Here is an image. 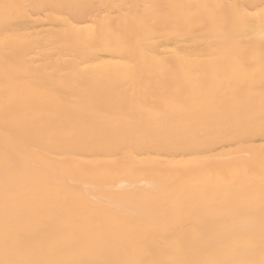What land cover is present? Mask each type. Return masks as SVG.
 Wrapping results in <instances>:
<instances>
[{"label":"bare ground","instance_id":"1","mask_svg":"<svg viewBox=\"0 0 264 264\" xmlns=\"http://www.w3.org/2000/svg\"><path fill=\"white\" fill-rule=\"evenodd\" d=\"M4 3L0 262L260 264L264 0Z\"/></svg>","mask_w":264,"mask_h":264},{"label":"snow or ice","instance_id":"2","mask_svg":"<svg viewBox=\"0 0 264 264\" xmlns=\"http://www.w3.org/2000/svg\"><path fill=\"white\" fill-rule=\"evenodd\" d=\"M17 7L16 5L13 4H8V3H4L2 5H0V12H2L5 20L7 21L9 19V15H10V9H13ZM201 7H204L206 9H209V19L211 22L215 23V12L212 11L214 10L217 6L214 5H202ZM233 9V13L231 18L228 21L224 22V27L225 28H229L231 26H235L238 23H242L245 19V17L247 16V12L246 10L243 8V6L241 5H232L231 6ZM205 27H207V25H205ZM264 131V130H262ZM12 166L14 167H21L23 164L22 160H13L11 161ZM6 191H7V186H6ZM0 264H4V262H0ZM211 264H225V262L223 261H213L211 262ZM260 264H264V260H262L260 262Z\"/></svg>","mask_w":264,"mask_h":264}]
</instances>
